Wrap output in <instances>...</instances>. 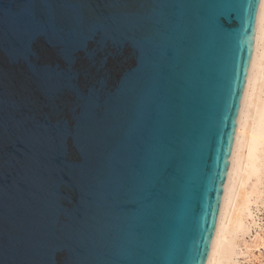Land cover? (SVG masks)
<instances>
[{
	"label": "water",
	"instance_id": "water-1",
	"mask_svg": "<svg viewBox=\"0 0 264 264\" xmlns=\"http://www.w3.org/2000/svg\"><path fill=\"white\" fill-rule=\"evenodd\" d=\"M261 0H0V264H206Z\"/></svg>",
	"mask_w": 264,
	"mask_h": 264
},
{
	"label": "bare ground",
	"instance_id": "bare-ground-1",
	"mask_svg": "<svg viewBox=\"0 0 264 264\" xmlns=\"http://www.w3.org/2000/svg\"><path fill=\"white\" fill-rule=\"evenodd\" d=\"M263 35L264 0H261L254 51L242 96L222 205L206 264H227L231 261L235 248L230 238L244 229L246 209L249 208L250 196L254 195V191L249 193L246 190V185L254 178L257 182L264 169V97L260 96L259 82L263 77L260 58L264 55L263 51L258 52ZM256 182L255 188L258 187Z\"/></svg>",
	"mask_w": 264,
	"mask_h": 264
},
{
	"label": "rangeland",
	"instance_id": "rangeland-1",
	"mask_svg": "<svg viewBox=\"0 0 264 264\" xmlns=\"http://www.w3.org/2000/svg\"><path fill=\"white\" fill-rule=\"evenodd\" d=\"M263 42L264 35L260 41V48L258 50L259 53L263 51L264 55ZM260 61H262L261 64L263 65L260 67L261 72H263V77L259 81L261 84L260 96L263 99L264 56L260 58ZM255 182L256 180L254 178L246 185V190L249 193L254 191L252 193L254 195L250 196V204H248L249 208L246 209L244 229L237 231L233 237L230 238V240H233L232 242H234L235 252L231 261H229V263L227 262V264H264V169L262 170L261 178L256 182L259 188H255ZM250 187H253V190Z\"/></svg>",
	"mask_w": 264,
	"mask_h": 264
}]
</instances>
